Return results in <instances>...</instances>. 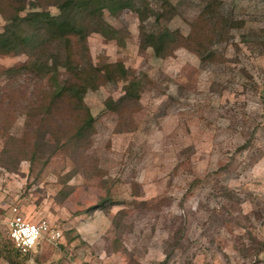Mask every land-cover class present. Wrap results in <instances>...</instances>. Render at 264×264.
Listing matches in <instances>:
<instances>
[{
  "label": "rangeland",
  "instance_id": "rangeland-1",
  "mask_svg": "<svg viewBox=\"0 0 264 264\" xmlns=\"http://www.w3.org/2000/svg\"><path fill=\"white\" fill-rule=\"evenodd\" d=\"M210 1H134L147 33L180 35L161 57L140 46L136 13L103 11L115 32L89 34L90 61L122 64L126 81L86 93L83 141L66 107L36 112L50 88L31 54L0 55V216L15 208L61 233L28 253L0 233V264H264V0H215L203 29ZM50 3L34 5L59 13ZM130 81L139 99L107 109Z\"/></svg>",
  "mask_w": 264,
  "mask_h": 264
},
{
  "label": "trees",
  "instance_id": "trees-1",
  "mask_svg": "<svg viewBox=\"0 0 264 264\" xmlns=\"http://www.w3.org/2000/svg\"><path fill=\"white\" fill-rule=\"evenodd\" d=\"M50 1L59 12L56 15L34 4L32 11L22 14L26 0H10L9 7L13 12L8 15L0 32V55L31 54L34 59L32 68L48 75L50 88L40 95L42 101L36 112L40 111L47 119L66 107L68 112L78 116L77 122L73 121L77 127L72 139L83 141L90 135L93 124V117L84 102L86 93L116 79L126 81V69L122 64L96 68L90 61L86 44L89 34L98 33L110 38L115 32L104 20L103 11L116 15L129 9L136 13L140 23V46L151 48L159 57L167 54L169 45L178 41L180 35L167 29L147 33L142 27L147 18L146 7L136 6L134 1L137 0H46V3L51 4ZM217 7L215 0L206 3L196 21L197 25L203 29L210 28V25L215 27L218 23ZM229 26L235 28L237 24L229 23ZM37 61L41 62L39 66V63L36 65ZM29 65L24 68L27 70ZM8 72L15 73L18 70L11 68ZM138 99L136 85L130 81L124 85L123 95L117 101L107 100L105 106L115 111L123 103L136 102ZM34 110L31 108L26 113L27 119L32 118L30 114Z\"/></svg>",
  "mask_w": 264,
  "mask_h": 264
},
{
  "label": "built area",
  "instance_id": "built-area-1",
  "mask_svg": "<svg viewBox=\"0 0 264 264\" xmlns=\"http://www.w3.org/2000/svg\"><path fill=\"white\" fill-rule=\"evenodd\" d=\"M262 112L264 115V104ZM0 233L6 235L14 249L20 253L32 251L45 238L56 240L61 237L60 231L52 229L47 221H28L15 208L8 215L0 216Z\"/></svg>",
  "mask_w": 264,
  "mask_h": 264
}]
</instances>
